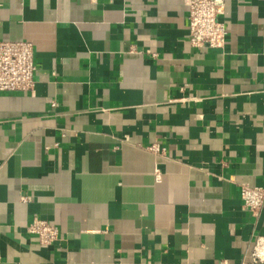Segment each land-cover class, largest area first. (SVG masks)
Segmentation results:
<instances>
[{
  "label": "crops",
  "instance_id": "crops-1",
  "mask_svg": "<svg viewBox=\"0 0 264 264\" xmlns=\"http://www.w3.org/2000/svg\"><path fill=\"white\" fill-rule=\"evenodd\" d=\"M188 4L0 0V40L32 42L36 66L33 91H0V264L250 261L264 0H225L224 48L191 44Z\"/></svg>",
  "mask_w": 264,
  "mask_h": 264
},
{
  "label": "built area",
  "instance_id": "built-area-1",
  "mask_svg": "<svg viewBox=\"0 0 264 264\" xmlns=\"http://www.w3.org/2000/svg\"><path fill=\"white\" fill-rule=\"evenodd\" d=\"M188 5L191 44L198 48H224L228 30L218 17L223 12L225 0H189ZM35 70L32 42L0 40V91H33ZM150 149L156 151L158 147L151 146ZM241 199L245 208L258 217L264 207V186L243 183ZM26 227L43 245H50L59 238V228L40 217L35 216ZM261 263L264 264V236L259 235L255 238L250 261L241 264Z\"/></svg>",
  "mask_w": 264,
  "mask_h": 264
}]
</instances>
